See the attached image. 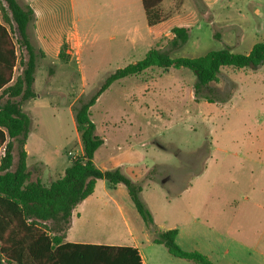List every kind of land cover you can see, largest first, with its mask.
<instances>
[{
    "label": "rangeland",
    "instance_id": "obj_1",
    "mask_svg": "<svg viewBox=\"0 0 264 264\" xmlns=\"http://www.w3.org/2000/svg\"><path fill=\"white\" fill-rule=\"evenodd\" d=\"M138 4L142 8L132 0H62L37 8L40 16L28 34L46 56L37 61V97L23 106L32 122L27 164L34 176H47L39 166L43 161L56 181L83 156L73 109L89 101L117 69L144 59L145 47L124 45L123 35L111 33L137 23L127 14ZM160 10L169 31L152 48L169 50L172 29L189 30V41L171 51L172 58H198L226 45L247 55L264 40V0H164ZM73 27L86 33L87 41L79 60L63 62L57 45ZM112 35L117 39L110 43ZM69 51L65 43L72 58ZM17 54L15 78L22 72L23 51ZM195 83L188 69L156 68L109 87L91 108L96 134L106 141L95 155L97 164L126 143L145 149L149 170L139 182L140 197L157 223L198 233L219 264H264V66L223 68L211 91L198 98ZM209 94L215 103L202 98ZM94 202L91 214L101 213L100 187ZM128 204L144 224L130 199ZM107 217L118 221L115 212ZM115 226L109 229L107 221L99 229L126 240Z\"/></svg>",
    "mask_w": 264,
    "mask_h": 264
},
{
    "label": "trees",
    "instance_id": "obj_2",
    "mask_svg": "<svg viewBox=\"0 0 264 264\" xmlns=\"http://www.w3.org/2000/svg\"><path fill=\"white\" fill-rule=\"evenodd\" d=\"M163 1L142 0L150 27L165 21L166 16L160 10ZM34 20L35 13L29 5L0 0V264H143L138 251L131 247L64 242L73 211L94 193L98 180L107 181L112 188L119 185L126 188L154 244L164 245L175 258L214 264L205 255L184 251L177 243L178 230L161 231L157 227L140 197L141 183L130 179L121 167L101 170L95 165V154L105 142L96 134L91 108L114 83L156 68L190 70L196 77L195 96L201 97L203 91H211V85L218 82L223 68L262 67L264 40L256 43L247 55L233 53L226 45L198 58H172L171 51L181 49L190 36L187 28H173L169 50L152 48L144 59L117 69L89 101L73 109L83 156L71 162L62 178L44 185L28 169L25 149L32 122L23 106L37 97L34 89L37 61L44 57L28 34ZM19 49L23 51L19 62L22 72L15 78ZM64 49L65 44L59 57L67 61ZM202 98L208 103L216 101L211 94Z\"/></svg>",
    "mask_w": 264,
    "mask_h": 264
},
{
    "label": "crops",
    "instance_id": "obj_3",
    "mask_svg": "<svg viewBox=\"0 0 264 264\" xmlns=\"http://www.w3.org/2000/svg\"><path fill=\"white\" fill-rule=\"evenodd\" d=\"M22 1L23 4H21L19 1L18 2L21 5L26 4L30 7L31 5H33V7L31 8L35 13V19L38 20L40 14L37 11V8H39L41 4H54L57 1L62 0ZM70 1L71 3L74 2V0ZM110 1L115 2L116 0ZM132 1L133 3L140 2L142 4V0ZM139 7L140 4H138L137 7L134 6V11L131 14H127L132 16L133 18H137L138 21H140L139 23L137 21V23L128 30L121 29L120 27H115L111 30V33L114 32L116 35H123L125 43L124 45H128L132 48H137L138 46L145 47L147 54L148 51L151 50L154 46L155 41L160 39L163 35L166 36L169 30L163 29L164 23L150 27L147 23L143 4L142 8ZM116 35H112L109 37L110 43L117 39ZM86 41V33L81 31L77 27H73L70 31H68L64 37L63 42L61 41L57 45V50L59 54L62 46L66 43L70 46V49L72 50L68 53L74 55L72 56V58L67 56V61L63 62H69L74 57L79 60V57ZM120 46H122V44ZM120 46L117 48H120ZM117 48L116 46H107L108 51H115ZM37 49L42 51L44 53V56H46L45 50L40 47H38ZM81 77H84V75L81 74ZM29 140L30 135L25 145L27 159L30 155ZM105 145L106 141L102 147H104ZM102 147L96 153H100V151H102L103 149ZM81 152L83 154V148ZM107 153L104 155V157L100 156V159L102 160L101 165L97 164L96 156L94 158L95 165L101 170H112L121 167L124 173L135 182H141L144 179L147 171L149 170L148 166L146 165L148 158L147 153L145 149H138L137 145L126 143V145L118 147V150H116L115 152H111L108 154ZM39 166L41 168L46 169L45 171L47 173V176L45 177L37 173L35 177H40L44 185H49L54 182L51 181V173L48 170L50 166L43 161L40 162ZM66 169L63 170L62 176L60 178L64 176ZM45 179L47 180L46 184L44 181ZM99 187L102 190L105 202L99 204V207L102 210L101 213L91 214V206L93 205V203H95L94 197L96 195V190ZM128 199H130V197L127 193L126 188L123 185H119L116 188H112L107 181L98 180L94 193L81 204H79L73 211L71 226L66 233L64 242L72 244L103 245L110 247H131L138 251L143 264H198L194 261L175 258L169 253V251L164 245L154 244L153 236L147 231L145 224L140 222V218H138L137 214H135L134 210H132V208L129 206ZM114 212L117 214L118 221L114 220L113 218V220H111V218L107 217V214L110 216H114ZM107 221L109 229H114L116 227L115 225H117L118 228H122L127 235V239H118V236L114 234V230H109L110 233H106L105 231H103L102 228L100 230V225H105ZM154 221L161 231H169L173 229L178 230L177 243L184 251L198 252L202 255H205L211 262H215L214 264H219L218 261H214L212 259L214 258L213 249H208L207 247L202 245L199 240L200 236L198 235V233L192 230H187L183 232L182 229L176 226H164L157 223L155 219ZM88 224H91L92 226V230L90 231H87L85 229ZM262 257L264 258V254Z\"/></svg>",
    "mask_w": 264,
    "mask_h": 264
}]
</instances>
